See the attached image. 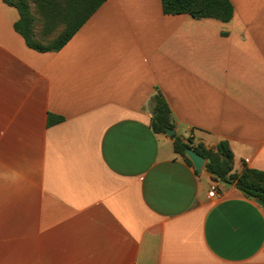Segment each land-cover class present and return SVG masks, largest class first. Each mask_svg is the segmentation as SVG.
Wrapping results in <instances>:
<instances>
[{"label":"crops","instance_id":"crops-1","mask_svg":"<svg viewBox=\"0 0 264 264\" xmlns=\"http://www.w3.org/2000/svg\"><path fill=\"white\" fill-rule=\"evenodd\" d=\"M231 1L105 0L40 51L0 0V264H264V206L152 127L160 90L174 132L264 170V0Z\"/></svg>","mask_w":264,"mask_h":264},{"label":"trees","instance_id":"trees-1","mask_svg":"<svg viewBox=\"0 0 264 264\" xmlns=\"http://www.w3.org/2000/svg\"><path fill=\"white\" fill-rule=\"evenodd\" d=\"M18 8L20 17L15 28L25 38L26 43L37 50L48 51L61 48L74 32L94 13L105 0H33L45 13L50 22H62L52 41H38L35 15L30 0H4ZM164 13H188L193 17H213L228 21L234 12L231 0H161ZM57 30V29H56ZM154 114L152 127L155 132L167 133L175 128V119L166 97L158 90L152 98ZM171 137L174 149L187 162L193 165L186 154V148L195 149L204 157L210 158L205 168L211 171L214 179L235 184L247 195L264 200V170L244 166L241 171L234 170V152L227 140H221L216 148H208L203 142H195L192 137H183L174 132Z\"/></svg>","mask_w":264,"mask_h":264},{"label":"rangeland","instance_id":"rangeland-1","mask_svg":"<svg viewBox=\"0 0 264 264\" xmlns=\"http://www.w3.org/2000/svg\"><path fill=\"white\" fill-rule=\"evenodd\" d=\"M30 1L32 2L33 0ZM32 11L35 15L38 41L43 43L52 41L53 38L56 37L59 27L62 26V22H50L45 13L41 10V8H39L37 3L32 2Z\"/></svg>","mask_w":264,"mask_h":264},{"label":"water","instance_id":"water-1","mask_svg":"<svg viewBox=\"0 0 264 264\" xmlns=\"http://www.w3.org/2000/svg\"><path fill=\"white\" fill-rule=\"evenodd\" d=\"M174 131H175L174 128H170L168 129L167 134L171 136L174 133ZM186 154L192 160L198 172H201L205 166V163L210 160V158L204 157L195 149L190 147L186 148ZM209 172L212 173L211 171ZM256 201L259 202L262 206H264V200L260 198H256Z\"/></svg>","mask_w":264,"mask_h":264},{"label":"built area","instance_id":"built-area-1","mask_svg":"<svg viewBox=\"0 0 264 264\" xmlns=\"http://www.w3.org/2000/svg\"><path fill=\"white\" fill-rule=\"evenodd\" d=\"M220 192V182L218 180H213L210 185L209 195L215 196Z\"/></svg>","mask_w":264,"mask_h":264}]
</instances>
